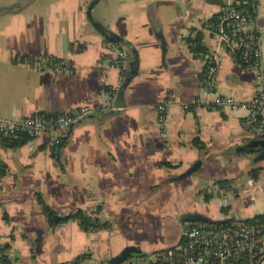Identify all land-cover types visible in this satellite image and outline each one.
<instances>
[{
	"label": "crops",
	"instance_id": "obj_1",
	"mask_svg": "<svg viewBox=\"0 0 264 264\" xmlns=\"http://www.w3.org/2000/svg\"><path fill=\"white\" fill-rule=\"evenodd\" d=\"M91 1L0 0V120L97 110L64 130L60 146H50L45 134L8 148L0 136V244H10L8 256L18 264H72L87 253L82 264H104L126 245L145 255L173 249L188 224L205 223L190 215L236 222L264 216V161L235 151L259 138L244 125L247 110L184 108L195 99L245 102L257 94L254 72L219 46L209 24L234 0H102L95 19L133 44L141 64L125 112L106 121L111 98L103 89L120 86L113 63L127 48L95 30L87 16ZM158 26L165 52L153 30ZM253 28L264 63V0ZM196 32L205 55L188 43ZM209 54L222 62L215 92L202 84ZM52 59L72 68L59 74L35 68ZM165 98L177 101L167 111L166 136L157 122ZM198 160L196 174L170 181ZM225 181L227 191L220 187ZM39 196L60 216L83 209L112 228L86 232L70 220L53 230Z\"/></svg>",
	"mask_w": 264,
	"mask_h": 264
},
{
	"label": "built area",
	"instance_id": "obj_2",
	"mask_svg": "<svg viewBox=\"0 0 264 264\" xmlns=\"http://www.w3.org/2000/svg\"><path fill=\"white\" fill-rule=\"evenodd\" d=\"M246 3V1L234 0L226 5L222 9L223 16L216 27L215 34L220 47L229 48L233 53L240 52V61L245 64L246 70L254 72L256 76L257 94L245 102H239L224 95L206 98L205 100L195 99L192 104H184V108L186 110L193 106L209 110L224 107L244 108L248 112L244 122L247 131L260 136L264 133V63L260 43L253 28L254 21H250L246 15L234 7V5ZM207 59L208 66L203 75L202 84L208 91L215 92L222 62L216 55L209 54ZM39 64L37 63L35 66L37 70L52 71L57 74L72 68L64 62ZM117 67L124 72L128 70L126 52H120ZM103 91L110 98L115 95H112L108 89H103ZM176 103L177 101L173 98H165L157 104L158 124L162 132L166 126L167 111ZM95 111L97 110L85 107L72 114L54 116L36 114L19 122L0 120V136L26 135L35 138L49 134L52 136L50 146H60L64 143L61 133ZM162 134L166 136L165 132ZM245 252L263 254L261 259L264 257V222L257 224L241 223L218 228L188 225L183 231L182 241L177 248L147 257L135 256L126 264H208L212 259L219 260L221 264H227L232 257Z\"/></svg>",
	"mask_w": 264,
	"mask_h": 264
},
{
	"label": "water",
	"instance_id": "obj_3",
	"mask_svg": "<svg viewBox=\"0 0 264 264\" xmlns=\"http://www.w3.org/2000/svg\"><path fill=\"white\" fill-rule=\"evenodd\" d=\"M102 0H92L87 8V16L92 23L93 27L97 32L102 34L104 38L110 42H113L116 45H121L127 48V66L128 70L124 72L120 68L117 67V62L120 58V53L116 56L114 61V66L120 70V81L121 84L119 87L112 89V91L115 92V95L113 98L108 100V104L104 107L105 114L102 117L103 121L119 117L121 114L125 112L126 102H125V95L127 89L130 87L131 83L139 76L140 73V54L136 50V48L128 42L127 40L121 38L120 36L114 34L112 31H110L103 23L100 21H97L93 15L95 7L100 4ZM161 27L158 26L157 28L153 29L156 32L157 38H159L162 42V50L164 52L167 50V46H164V36L161 31ZM158 122V119H157ZM159 127V124H158ZM161 134V133H160ZM235 151L238 153L240 152H248L255 155L254 162L259 163L264 161V137H259L255 140L249 141L247 144L235 148ZM203 165V160H198L193 164L185 173L181 174L178 177H173L170 181L177 182L186 179L187 177H190L198 172V170ZM70 214L66 216H55V225L54 229L58 226L59 221L62 219H69ZM189 221L192 222H205V223H227V222H233L234 219H227V220H221V221H212L204 216L194 214L189 216ZM145 253L142 252V250L138 246L134 245H126L118 254L115 256H112L108 260L105 261L104 264H124L128 259H130L133 256H139L144 255ZM147 255V254H146ZM10 258V257H9ZM11 259V258H10ZM14 260V259H12ZM15 261V260H14ZM17 262V260H16ZM15 264H18V262ZM20 262V261H19ZM257 264H264V257L257 263Z\"/></svg>",
	"mask_w": 264,
	"mask_h": 264
},
{
	"label": "trees",
	"instance_id": "obj_4",
	"mask_svg": "<svg viewBox=\"0 0 264 264\" xmlns=\"http://www.w3.org/2000/svg\"><path fill=\"white\" fill-rule=\"evenodd\" d=\"M241 1H246L247 3L244 5H234V7L237 10H240L244 15H246L250 21H254L257 17V9H258V0H241ZM223 16V12L215 15L211 21H210V27L213 30H216V27L218 26V24L220 23V20ZM188 43L190 45V48L192 49V52L195 55H205L207 52L206 48L203 46V37L201 32H196V35L194 37H191L188 39ZM235 57L237 58V61L243 66L245 67V64L242 63L240 61V52H235L234 53ZM27 58H23L22 60H25ZM53 61L49 60V64H57L60 63L58 60H54ZM112 92V95L115 93L114 91H112V89H109ZM258 137H264V133ZM28 140H30V137L26 136V135H20L17 137H3L2 138V142L3 144L8 147V148H17V147H21L22 145H24L25 143L28 142ZM66 144V142H65ZM64 144V145H65ZM197 144V142H196ZM59 159V156H56ZM167 166H172L171 164H165ZM260 172V169H254L252 170L250 173L251 175L256 178L258 176V173ZM1 173V170H0ZM220 187L222 190H229L230 189V183L228 181L222 182L220 184ZM206 200L208 201L210 196L206 195ZM38 202L40 203V205L42 206L44 212L47 214V216L49 217V221L50 224L55 225L56 221H55V216L58 215L56 214V212L50 208L47 203L44 201V199L39 196L38 197ZM70 220H74L76 221L80 227L86 231V232H97L99 230L102 229H111L112 228V224L110 222H105V221H100L99 218L97 217H93L91 216L86 210L83 209H76L73 212L70 213L69 219L65 220L62 219L59 221L60 223L63 222H67ZM264 222V216L260 215L257 216L255 218L252 219H248V220H244V221H233V222H227V223H223V224H219V223H199V224H194V226H205V227H211V228H218V227H222V226H229V225H234V224H257V223H262ZM11 240H13V237L11 238ZM10 244H0V263L1 264H15V261L10 259L8 256V252L10 251ZM166 252V251H165ZM155 255V254H153ZM147 256H151V255H142L141 257H147ZM263 256V254L259 255V254H253L251 252H245L243 254H240L238 256H234L232 257L227 264H257L261 257ZM91 258V256L89 254H82L80 256H78L72 264H82L83 262H85L86 260H89ZM208 264H221V262L219 260L216 259H212Z\"/></svg>",
	"mask_w": 264,
	"mask_h": 264
},
{
	"label": "flooded vegetation",
	"instance_id": "obj_5",
	"mask_svg": "<svg viewBox=\"0 0 264 264\" xmlns=\"http://www.w3.org/2000/svg\"><path fill=\"white\" fill-rule=\"evenodd\" d=\"M179 244H180V243H179ZM179 244H178V246H179ZM178 246L174 247V249L177 248ZM135 256H136V255H135ZM135 256H133V257H135ZM139 256H142V255H139ZM133 257H131L130 259H132ZM130 259H128L126 262H128ZM126 262H125L124 264H126Z\"/></svg>",
	"mask_w": 264,
	"mask_h": 264
},
{
	"label": "rangeland",
	"instance_id": "obj_6",
	"mask_svg": "<svg viewBox=\"0 0 264 264\" xmlns=\"http://www.w3.org/2000/svg\"><path fill=\"white\" fill-rule=\"evenodd\" d=\"M188 225H194V224H188ZM188 225H187V226H188Z\"/></svg>",
	"mask_w": 264,
	"mask_h": 264
}]
</instances>
